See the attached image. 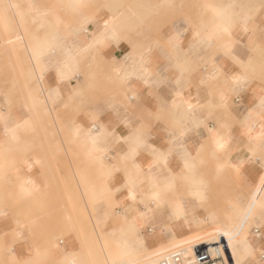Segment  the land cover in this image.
I'll use <instances>...</instances> for the list:
<instances>
[{
    "label": "crops",
    "instance_id": "crops-1",
    "mask_svg": "<svg viewBox=\"0 0 264 264\" xmlns=\"http://www.w3.org/2000/svg\"><path fill=\"white\" fill-rule=\"evenodd\" d=\"M54 2L43 5L41 25L25 14V42L41 36L51 49L33 107L26 88L36 79L12 9L0 24V264H31L34 203L14 202L13 191L25 178L31 191L51 182L67 145L93 180V127L111 169L113 203L96 205L108 215H99L101 230L143 212L152 247L170 232L222 228L237 235L241 264H264V0H90L91 20ZM88 50L93 57H83ZM61 64L73 78L56 72ZM87 79L93 98L107 92L105 104L83 109ZM176 211L185 229L173 228ZM81 220L83 234H64L57 259L92 245Z\"/></svg>",
    "mask_w": 264,
    "mask_h": 264
},
{
    "label": "bare ground",
    "instance_id": "bare-ground-1",
    "mask_svg": "<svg viewBox=\"0 0 264 264\" xmlns=\"http://www.w3.org/2000/svg\"><path fill=\"white\" fill-rule=\"evenodd\" d=\"M24 6L15 4L12 0H8V5L14 12L16 16V26L17 29L21 32H18L16 35L17 44L23 46L25 58L27 57L31 64L28 67L27 74H31L35 77V85L31 88L27 86L26 90V99L28 101L29 106H35L36 104L41 103V99H38L34 95L35 90L41 89L40 78L42 75V71L46 68L42 63L43 57L47 56L51 49L48 47V43L43 42L41 36L33 35L29 41L25 42V22L26 17L25 14L27 11L30 12V16L32 21H38L39 25H41L43 20V14L48 10V7L36 6L33 3V0H23ZM54 4H61L65 6L69 11L74 12L76 10L83 11L84 0H54ZM87 16V15H86ZM91 20V15H89ZM55 24L58 23V19L55 18ZM0 24L3 26H8L10 24L9 18L5 17L3 12H0ZM89 43V42H88ZM27 45V48L25 46ZM87 46V45H86ZM72 49L73 46H72ZM61 51V50H60ZM63 57L70 56V52L65 50L63 53ZM60 58V57H59ZM67 64H61L55 67V70L61 77H64L68 80L74 77V73L72 71L67 70ZM44 86V85H43ZM46 91V90H45ZM45 99V98H44ZM26 108V107H25ZM98 130V129H97ZM91 131V130H90ZM95 128L93 127V165H97L98 173L97 177L99 179L97 189H93V182L80 181V177H82L76 172L74 173V177L79 180L80 185V200L82 199V207L86 210L87 219L86 221L89 224L90 235L92 236V245H84V254L79 256L69 257L66 264H160L162 258H166L169 264L173 263V255L178 254L182 260V264H195L193 258L192 247L195 243H205V242H217L218 237H224L227 243L228 254L225 253L223 256V261L221 264H241L237 253L234 248V241L230 240L227 232H218L211 234L209 236H205L209 233L206 229H201L197 231H190L191 236H195L194 238H189L186 240L187 242H182L183 246H178L172 249L164 250L160 255L157 256L155 245L150 247L147 245L144 253V249L140 247V238L145 236V233L142 232L143 229V212H140L137 216L132 217L131 231H125L123 228L119 229L115 232L112 229L108 231H103L98 226V218L99 215L103 217H108L107 213L104 211H97L96 205L98 204L103 197L107 198V193L110 192V188L107 184V179L109 174L111 173V169L106 164V149H100L95 145ZM83 155L85 159H89L90 150H84ZM6 161V160H5ZM2 169L6 166V163L0 165ZM111 177V176H110ZM4 181V173L1 174L0 177V185ZM24 183L27 185H22L18 187L16 192L13 191V197L16 200L24 201L27 200L29 196H33L39 193V188H34L31 191V183L28 178L23 179ZM30 193V194H29ZM123 216V215H122ZM176 221L175 224L177 226H173L176 230L185 229L184 221L181 219L182 216H179L178 211H176ZM124 218V216H123ZM62 223L64 226L70 228V232H74L76 235L83 234V223L79 222V218H76L75 215H72L70 212L64 211L62 214ZM124 220L122 221V224ZM113 235L112 243H108L105 240L106 235ZM93 241H97L96 244ZM180 245V244H178ZM182 245V244H181ZM34 254L31 257L35 260L41 258L42 256H46L41 252H45L48 248H32ZM98 251V252H97ZM82 259V260H81Z\"/></svg>",
    "mask_w": 264,
    "mask_h": 264
},
{
    "label": "rangeland",
    "instance_id": "rangeland-1",
    "mask_svg": "<svg viewBox=\"0 0 264 264\" xmlns=\"http://www.w3.org/2000/svg\"><path fill=\"white\" fill-rule=\"evenodd\" d=\"M12 1L15 4H18L19 6L20 5L24 6L23 0H17V1L12 0ZM48 2L49 0H33L34 5L42 6V7H45L43 5L47 6ZM0 4H1L0 12H3L4 14H5V10L11 9L10 6L8 5V0H0ZM90 6H91L90 0H84L83 11L87 13L88 15H93V12L90 13L89 11ZM76 11H80V10H76ZM21 53H23L22 55L25 57L24 49L21 50ZM90 56L93 57V50H88L87 52L83 54V57H90ZM91 66L93 65L88 64L87 66H84L85 67V69L83 70V74L85 73L84 77L92 78L90 77L91 75H89V73H92L93 71V69H91L92 68ZM32 78L34 77L32 76ZM92 80L93 79H90V80L87 79V81L85 82L86 86L83 88V91L81 93L83 109L86 107V105H89L90 103H92L93 100L95 102L97 100L99 104H105L106 102L105 94L107 92L105 90L101 91L100 94L102 95L93 98V88H91L90 86V82L93 83ZM74 114L75 113H73V115ZM66 152H67V156H66V162H65V169L58 170L55 173L56 176L54 178H51L50 180L51 182H49L48 180H45V185L43 186V188H39V193L35 195L34 198H32L31 200L20 201V200H16L15 197L11 195L13 201L18 204L25 205L27 201L28 202L32 201L34 203L35 212H34L33 220L31 221L33 222V226L29 228L30 231L33 233L32 240L30 242L31 243L30 250L32 252V255L34 254V251L32 250V248L34 247L48 248L47 251L41 252L42 254H45L46 256H42L41 258L37 260L36 259L34 260L32 257H30L28 260H26L27 262L31 264H66L69 257L79 256V255L84 254L85 244L83 245V250L81 252L74 253L73 251H68L60 259L56 258V249L58 246V242L62 241L61 239L63 238L64 234L70 232V228H68L67 226H64L62 223V214L64 211L70 212L72 215H75L76 218H79L80 223H82L81 219H87L86 210L82 207V199L80 200L81 197L79 193L80 192L79 180H77L74 177V175L72 176L73 169H75L77 174L80 175L81 173L83 178L80 177V181L93 182V185H92L93 189H97V185L99 182V179L97 177L98 169L96 167L97 166L96 164L93 165V180L87 179L85 177L86 174L84 172L86 168L83 169L84 164L81 167V170L82 169L83 170L80 172L78 171L80 170L79 166L81 164V160L79 159L77 154H75V149L67 145ZM47 166L48 167L53 166V159L49 161ZM87 171L89 173L90 169L87 168ZM63 175H65V178H63ZM4 181L2 182L0 186H3ZM106 197L107 198L103 197V203L105 204V206H107V204L112 205L113 203L111 199L113 197L112 191L108 192ZM111 215L114 216V213L112 210H111ZM23 218H24V215L23 217L21 216L16 217L15 224L18 225V224L25 223ZM245 218L246 216L241 221L242 224L244 223ZM131 219L132 217L130 219H126L123 224H122V221L120 220L118 222V225L112 228V230L114 231V235H115V232H117L121 228H123L125 231L130 232L132 229ZM39 224H45V225H39ZM207 229L206 230L209 231V233L206 234L205 236H209L214 233L225 231L222 228H214V227H210ZM225 232H227L230 240L234 241L235 243V239L237 235L230 230L225 231ZM145 235L147 236V238L143 236L140 238V242H139L140 247L144 249V253L147 252V250H145V247L148 245V241H149L148 235L146 233ZM189 235L191 234L187 233L184 235L183 234L176 235L173 232H170V235L167 236L166 240L161 241L157 245H155L157 256L160 255L164 250L166 249L168 250V248L172 249L178 246H183L182 242L184 241L187 242L186 240H188L189 238L195 237V236L189 237ZM114 237L115 236H113L112 234L106 235L105 240L111 244ZM96 242L97 241H93V243L95 244ZM234 248H235V244H234ZM3 251H6V249L3 248Z\"/></svg>",
    "mask_w": 264,
    "mask_h": 264
},
{
    "label": "built area",
    "instance_id": "built-area-1",
    "mask_svg": "<svg viewBox=\"0 0 264 264\" xmlns=\"http://www.w3.org/2000/svg\"><path fill=\"white\" fill-rule=\"evenodd\" d=\"M195 264H221L225 253L228 254L227 243L224 237H218L217 242L195 243L192 247ZM174 264H182L178 254L173 255ZM160 264H169L162 258Z\"/></svg>",
    "mask_w": 264,
    "mask_h": 264
}]
</instances>
